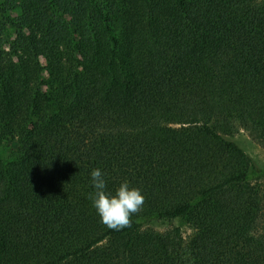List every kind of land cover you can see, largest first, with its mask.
<instances>
[{"label":"trees","instance_id":"trees-1","mask_svg":"<svg viewBox=\"0 0 264 264\" xmlns=\"http://www.w3.org/2000/svg\"><path fill=\"white\" fill-rule=\"evenodd\" d=\"M240 130L264 147V0H0V264H264ZM97 167L145 198L123 230Z\"/></svg>","mask_w":264,"mask_h":264},{"label":"clouds","instance_id":"clouds-1","mask_svg":"<svg viewBox=\"0 0 264 264\" xmlns=\"http://www.w3.org/2000/svg\"><path fill=\"white\" fill-rule=\"evenodd\" d=\"M90 182L93 192L89 199L100 222L115 231L129 227L131 217L141 210L144 203L141 190L125 180L114 191H106L105 173L98 167L90 171Z\"/></svg>","mask_w":264,"mask_h":264},{"label":"rangeland","instance_id":"rangeland-1","mask_svg":"<svg viewBox=\"0 0 264 264\" xmlns=\"http://www.w3.org/2000/svg\"><path fill=\"white\" fill-rule=\"evenodd\" d=\"M233 137L244 147V149L251 156L254 157V159H256L259 164L264 166V147L262 145L251 138L244 130H240ZM152 225L159 230H165L172 226H181L185 234H189L191 232L184 220L181 218L154 221Z\"/></svg>","mask_w":264,"mask_h":264}]
</instances>
